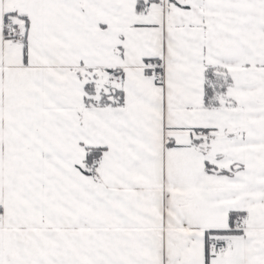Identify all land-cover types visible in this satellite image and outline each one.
<instances>
[{"label": "snow or ice", "instance_id": "1", "mask_svg": "<svg viewBox=\"0 0 264 264\" xmlns=\"http://www.w3.org/2000/svg\"><path fill=\"white\" fill-rule=\"evenodd\" d=\"M0 264H264V0H0Z\"/></svg>", "mask_w": 264, "mask_h": 264}]
</instances>
